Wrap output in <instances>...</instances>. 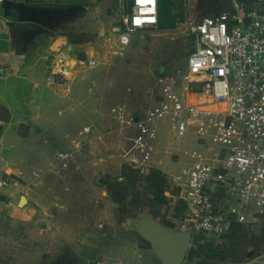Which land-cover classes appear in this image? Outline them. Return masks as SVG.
Returning a JSON list of instances; mask_svg holds the SVG:
<instances>
[{
    "label": "rangeland",
    "instance_id": "obj_1",
    "mask_svg": "<svg viewBox=\"0 0 264 264\" xmlns=\"http://www.w3.org/2000/svg\"><path fill=\"white\" fill-rule=\"evenodd\" d=\"M205 2L175 0L171 7L174 29L154 27L130 34L127 46H119L111 30L106 36V47L93 56L95 66L77 69L71 65L72 70L68 66L71 76L79 73L77 79L82 75L86 81H68V85L59 88L54 85V92L48 91L54 101L60 99L54 102L59 112V117L54 115V122L60 121L63 131L54 130L53 135L48 130L31 132L35 126L28 123L32 126L20 128L19 136L31 139L26 148L31 155L26 161L31 164L8 168L10 175H19L20 190L13 194L11 202L0 195V264H60L70 259L71 252L80 257L81 264H93L95 260L105 263L103 245L124 231L131 235L128 224L132 219L142 215L161 224L172 220L173 208L176 212L181 204L172 205L164 194L161 197L170 202H163L160 191L143 181L145 175L125 164L133 133L128 122L147 106L156 78L161 75L171 91L182 93L185 84L172 85L169 78L178 71L182 76L187 73L184 63L190 47L184 35L187 25L218 10L216 5L206 8ZM253 8L264 12V6ZM120 10L124 16L125 2ZM123 16L116 18L113 26H124ZM208 133L211 135V129ZM206 140L210 142L209 137ZM153 147L148 169L168 176H186L192 162L191 152H205L194 134L178 138L168 120L158 122ZM131 171L137 173V182L128 181ZM99 175L105 177L100 180L102 185L96 184ZM21 197L26 198L27 204L18 208ZM238 203L232 201L229 205ZM249 207L252 211L251 204ZM246 218L247 222L253 221V217L246 215ZM253 223L264 225V217ZM194 236L206 245L219 244L211 235ZM65 239L77 247L59 248L58 243ZM252 250L246 243L235 250L241 264L264 255H252ZM197 261L194 258L192 263ZM143 264L157 261L145 257Z\"/></svg>",
    "mask_w": 264,
    "mask_h": 264
},
{
    "label": "built area",
    "instance_id": "obj_2",
    "mask_svg": "<svg viewBox=\"0 0 264 264\" xmlns=\"http://www.w3.org/2000/svg\"><path fill=\"white\" fill-rule=\"evenodd\" d=\"M129 1L117 38L120 46L129 44L130 34L157 27L158 0ZM230 2L234 15L215 13L187 25V73L169 78L172 85L181 80L197 85L200 100L188 103L164 88L144 115L131 120L136 133L125 161L129 169L145 176L154 170L147 163L154 152L158 122L168 120L178 138L194 134L205 152H191L186 176L159 171L164 195L172 205L183 206L175 230L211 235L218 242L234 224L264 217V12L253 8L264 6V0ZM78 65L93 67L96 61L79 60ZM9 73L0 66V79ZM2 185L16 187L18 179ZM232 201L239 203L229 205ZM245 213L252 222H247Z\"/></svg>",
    "mask_w": 264,
    "mask_h": 264
},
{
    "label": "crops",
    "instance_id": "obj_3",
    "mask_svg": "<svg viewBox=\"0 0 264 264\" xmlns=\"http://www.w3.org/2000/svg\"><path fill=\"white\" fill-rule=\"evenodd\" d=\"M125 3L126 12H129L130 1ZM121 4H124L123 0H4L0 4V66L10 69V73L0 79V195L5 196L8 202L20 190L19 183L16 187L2 185V181L18 179L19 175H10L8 168L16 164H31L26 161L31 157L27 152L31 139H22L19 136L20 128L33 125L39 130L31 128V132L48 130L50 135L54 134V130L63 131L61 122H54V115L59 117L54 102L60 99L57 97L54 101L53 94L49 95L48 91L54 92V85L59 88L68 85V81H86L82 75L77 79L79 73L71 76L70 70L72 67L85 68L78 65L79 60H95L93 56L100 48L106 47V36L111 30L118 38L123 26L113 25L116 18L123 16ZM61 79L64 81L59 82ZM53 81H57V84ZM165 81L162 75L156 78L147 106L132 120L136 121L144 115L154 105L155 96L163 94L164 88L171 89ZM180 82L185 87L182 93H178L179 96L188 103L198 102L197 85H187L184 80L175 85ZM128 124L133 128L130 145L136 129L133 123ZM16 155H19L18 159H15ZM101 176L96 177V182L101 180ZM23 204H27L25 197L20 198L17 207ZM128 227L131 235L124 231L120 237L116 236L103 245L105 264H143L145 257H153L160 264L149 244L133 231L130 223ZM69 240L61 241L58 243L60 247H57H77ZM71 253V261L68 258L60 264L82 263L76 253Z\"/></svg>",
    "mask_w": 264,
    "mask_h": 264
},
{
    "label": "trees",
    "instance_id": "obj_4",
    "mask_svg": "<svg viewBox=\"0 0 264 264\" xmlns=\"http://www.w3.org/2000/svg\"><path fill=\"white\" fill-rule=\"evenodd\" d=\"M174 1L175 0H158V30H172L175 28L176 23L171 15V7ZM128 8L130 9V7ZM131 173L132 174L128 175V181L130 183L137 182V173L134 171H131ZM142 179L148 185L160 191V199L163 202H170L161 197L165 191V181L158 170H151L149 174ZM177 206H179V208L176 212L175 208H173L174 217L172 216V220L162 222L163 225L171 228L176 227L177 219L180 218L181 211L183 210L182 205ZM242 243H246L248 247L253 249L251 251L252 255L264 253V225H256L254 223L234 224L231 230L221 238L219 244L216 246L213 244H203L200 237L197 238L194 236L184 264H241L242 261L237 259L235 250H237ZM194 258L198 261L192 263Z\"/></svg>",
    "mask_w": 264,
    "mask_h": 264
},
{
    "label": "water",
    "instance_id": "obj_5",
    "mask_svg": "<svg viewBox=\"0 0 264 264\" xmlns=\"http://www.w3.org/2000/svg\"><path fill=\"white\" fill-rule=\"evenodd\" d=\"M217 13L234 15L230 0H214ZM193 51L194 48L192 47ZM187 58L184 59V63ZM102 179L103 177H99ZM97 184H101L98 180ZM24 202V199H22ZM132 221V222H131ZM130 224L133 231L146 241L160 264H184L191 247L192 234L190 230L177 231L167 227L154 219H147L140 215L139 219H132ZM251 255V253H249ZM247 264H264V255H261Z\"/></svg>",
    "mask_w": 264,
    "mask_h": 264
},
{
    "label": "flooded vegetation",
    "instance_id": "obj_6",
    "mask_svg": "<svg viewBox=\"0 0 264 264\" xmlns=\"http://www.w3.org/2000/svg\"><path fill=\"white\" fill-rule=\"evenodd\" d=\"M205 5H206V8L211 7V6H215V4L212 0H209V1L206 0ZM216 9H217V7H216ZM214 13H217V11H215Z\"/></svg>",
    "mask_w": 264,
    "mask_h": 264
}]
</instances>
